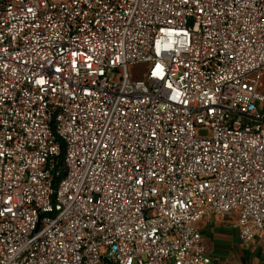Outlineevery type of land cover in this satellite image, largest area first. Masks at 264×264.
Masks as SVG:
<instances>
[{
    "label": "built area",
    "instance_id": "built-area-1",
    "mask_svg": "<svg viewBox=\"0 0 264 264\" xmlns=\"http://www.w3.org/2000/svg\"><path fill=\"white\" fill-rule=\"evenodd\" d=\"M231 213L264 240V0H0V264H210Z\"/></svg>",
    "mask_w": 264,
    "mask_h": 264
},
{
    "label": "crops",
    "instance_id": "crops-1",
    "mask_svg": "<svg viewBox=\"0 0 264 264\" xmlns=\"http://www.w3.org/2000/svg\"><path fill=\"white\" fill-rule=\"evenodd\" d=\"M235 221L236 213H231L196 223L211 259L210 264H264V240H252L243 245L234 226ZM251 256H255L254 261H251Z\"/></svg>",
    "mask_w": 264,
    "mask_h": 264
},
{
    "label": "rangeland",
    "instance_id": "rangeland-1",
    "mask_svg": "<svg viewBox=\"0 0 264 264\" xmlns=\"http://www.w3.org/2000/svg\"><path fill=\"white\" fill-rule=\"evenodd\" d=\"M144 64H140V65H135V66H131L129 67L128 71H129V75L131 78H143L144 77ZM236 243L238 245H240V241H236ZM243 245H246L245 242L242 243ZM252 245H255V243H253ZM255 260V256H251V261Z\"/></svg>",
    "mask_w": 264,
    "mask_h": 264
}]
</instances>
